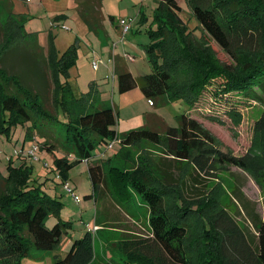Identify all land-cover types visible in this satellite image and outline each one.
<instances>
[{
    "label": "rangeland",
    "instance_id": "rangeland-1",
    "mask_svg": "<svg viewBox=\"0 0 264 264\" xmlns=\"http://www.w3.org/2000/svg\"><path fill=\"white\" fill-rule=\"evenodd\" d=\"M162 1L0 0V70L30 94L40 97L46 111L56 114L61 121L69 115L60 104L61 110H55V76L57 84L63 86L71 99L79 100L85 96L92 110L111 108L118 112L115 127L118 140L109 147L98 145L93 152L95 160L104 164L113 158L110 164L103 165L107 185L102 186L100 195L90 199H85V196L93 194L86 162H79L65 176L60 174L54 159L63 157L64 153L60 149L53 154L42 150L40 146L45 137L38 133L31 121L12 124L7 135L0 133V192L5 190V182L9 183V189L41 188L62 205L58 215L47 217L45 228L51 229L59 220L70 223L68 233L63 235L54 251L28 249L20 264H51L56 257L63 258L73 241L82 238L87 231L94 235L97 253L103 252L108 257L109 252L104 250H109L114 264H124L125 259L114 248L115 245L125 236L149 235V214L140 207V197L129 184L130 174L138 167L157 184L173 190L166 199L172 215L180 213L175 207L176 202H181L183 207L194 208L203 201L211 203L206 210L208 220L217 209H225L243 226L248 237L255 234V216L264 222V177L259 176L256 180L249 171L215 163L217 161L214 160L209 162L206 173L199 175L190 161H177L167 155L164 138L165 126L177 128L176 116L185 113L216 138L214 143H208L209 148L237 157L249 153L259 160L264 154V132H257L253 139V126L264 114V96L260 102H246L242 97L239 100L228 96L226 100L219 98L215 96L220 83L217 80L189 108L183 98L163 104L156 101L149 106L139 88L125 93L117 90L115 59L120 65L127 62L125 68L134 78L151 73L149 57L134 45L144 50L151 44L148 32L158 24L155 12ZM177 3L182 27L189 32L186 42L196 49H206L203 58L219 67L231 65L239 68L194 20L190 0H177ZM254 3L255 0L218 1L225 15L229 14V9ZM120 20L131 22L123 38ZM68 51L75 55V65L68 68L66 74H54L49 62L54 57L59 60ZM129 56L134 57L133 62L129 61ZM93 62H96V68L92 66ZM193 80L191 73L189 81ZM232 107L238 114L235 117L238 125L228 116L227 112ZM155 117L162 119L163 124ZM143 127L157 131L161 136L160 143L155 145L142 141L124 148L115 158L122 147L120 139L129 131ZM34 147L36 150L29 154ZM192 155H196L195 151ZM66 183L79 198V203L65 188ZM96 217L102 229L95 233L92 230L95 229ZM196 217L191 218L185 241L188 261L189 264H210L200 257V251L211 247ZM214 264H224V261Z\"/></svg>",
    "mask_w": 264,
    "mask_h": 264
},
{
    "label": "trees",
    "instance_id": "trees-1",
    "mask_svg": "<svg viewBox=\"0 0 264 264\" xmlns=\"http://www.w3.org/2000/svg\"><path fill=\"white\" fill-rule=\"evenodd\" d=\"M218 1L190 0L192 15L203 32L239 68L231 65L219 67L209 59H204L206 49H196L186 42L189 32L182 27L177 0H163L155 12L158 24L148 32L151 44L144 49L152 65L151 73L134 78L115 61L118 92L139 88L153 105L156 101L163 104L183 98L191 108L209 86L220 80L215 96L225 100L228 96L238 100L242 97L246 102L262 101L264 0H255L250 6L229 9L227 15L220 9L222 5ZM83 19L86 21L85 17ZM75 62V55L68 51L59 60L54 57L49 65L58 75L66 74ZM191 73L194 75L193 81H189ZM54 80L55 110L60 111L59 104L62 106L69 115L65 116V121L46 111L40 97L30 94L0 70V133L7 135L12 124L31 121L33 127L39 130L38 133L45 137L40 146L42 150L53 154L60 149L64 153L63 157L54 159L55 168L63 176L79 162L87 161L93 194L85 196V199H90L100 195L102 186L107 185L103 165L110 164L113 158L104 164L95 160L93 152L98 145L108 147L118 140L115 128L118 113L111 108L92 110L85 96L79 100L72 98V101L63 86L57 84L56 76ZM87 98L90 99V95ZM227 113L232 120L238 115L234 107ZM176 120L178 127L166 126L164 133L166 153L173 159L190 161L199 175L206 173L209 162L214 160L217 161L215 163L249 171L256 180L259 176L264 177V154L257 160L249 153L237 157L209 148L208 143H214L216 138L200 123L185 113L176 116ZM238 122L236 118L234 123L238 125ZM257 132H264V114L254 123L253 139ZM160 137L157 131L145 127L129 131L120 139L122 147L115 158L124 148L142 141L158 145ZM194 151L196 155L193 156ZM152 180L141 171V167L130 174V187L140 197V207L149 214V235L125 236L115 245L114 248L125 259L124 264H189L185 241L191 218L195 216L202 224L204 236L210 240L211 248L200 251L204 262L214 264L222 260L224 264H264V222L257 216L254 219L255 234L248 237L243 226L225 209H217L208 220L206 210L211 203L202 201L192 208L176 202L175 207L180 213L172 215L166 199L173 190L164 184H157L154 178ZM61 206L56 198L41 188L9 189V183L5 182V190L0 192V264H20V259L31 248L54 251L63 235L68 233L70 223L59 220L51 229H47L45 220L50 214L58 215ZM105 251L110 256L96 252L94 235L87 231L82 238L73 241L63 258L56 257L51 264H114L111 251Z\"/></svg>",
    "mask_w": 264,
    "mask_h": 264
},
{
    "label": "built area",
    "instance_id": "built-area-1",
    "mask_svg": "<svg viewBox=\"0 0 264 264\" xmlns=\"http://www.w3.org/2000/svg\"><path fill=\"white\" fill-rule=\"evenodd\" d=\"M130 24H131V22L130 21H126V20H120L119 21V25H120V27H121V34H122V38L126 35V33L129 31V29H130ZM92 66L94 67V68H96V62H93L92 63ZM148 104L149 105H153V103H152V101H148ZM111 145V144H110ZM109 145V146H110ZM108 146V147H109ZM36 150V148L34 147L33 148V150L29 153V154H33V152ZM86 162V164L88 163L87 161H85ZM65 188L67 189V191L68 192H70L73 196H74V201L76 202V203H79L80 202V200H79V198L78 197H76L75 196V194L73 193V191H71L70 189H69V186H68V184L66 183L65 184Z\"/></svg>",
    "mask_w": 264,
    "mask_h": 264
},
{
    "label": "crops",
    "instance_id": "crops-1",
    "mask_svg": "<svg viewBox=\"0 0 264 264\" xmlns=\"http://www.w3.org/2000/svg\"><path fill=\"white\" fill-rule=\"evenodd\" d=\"M111 20H113L112 18H110ZM127 35V34H126ZM134 47H135V49H137V50H139L142 54H144V55H146L145 54V51L142 49V48H140V47H138V46H135L134 45ZM115 61H116V59H115ZM129 61H131V62H133L134 61V57L132 58L131 56H129ZM120 64V63H119ZM120 66H122L126 71H128L132 76H133V74L128 70V69H126L127 68V62L124 64V65H120ZM126 67V68H125ZM149 106H153V105H149ZM118 113V112H117ZM155 119L156 120H159V123L161 124H163V121H162V119H160L159 117L157 118V117H155ZM165 125V124H164ZM167 126V125H166ZM165 126V127H166ZM95 228V229H94ZM93 229L94 230H92V231H95V233H96V231L97 230H99V229H102V225L101 224H99V223H97L96 222V220H95V225H94V227H93ZM94 233V234H95ZM107 257V256H106Z\"/></svg>",
    "mask_w": 264,
    "mask_h": 264
}]
</instances>
